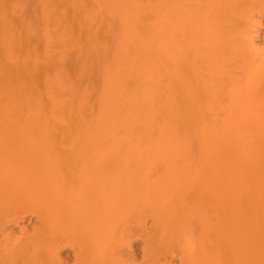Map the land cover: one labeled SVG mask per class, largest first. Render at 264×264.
<instances>
[{
  "label": "rangeland",
  "instance_id": "obj_1",
  "mask_svg": "<svg viewBox=\"0 0 264 264\" xmlns=\"http://www.w3.org/2000/svg\"><path fill=\"white\" fill-rule=\"evenodd\" d=\"M153 1L0 0L1 189L16 193L15 197L9 198L12 204L17 203L19 194H27L35 196L37 202L41 204L34 202L26 205L50 207L53 194L62 184V177L66 173L64 167L66 158L81 155L90 158L89 147L94 143V130L104 127L111 131L113 136L118 137L114 143L118 165L111 172L113 179L111 186L104 187L103 196L98 198L100 203L94 200L93 206L90 207L91 210L94 208L91 217L95 218L93 219L95 222H91V226L97 227L96 244L106 248L111 245V241L119 238V231L127 226L141 210L140 191L143 185L147 184L149 179L157 178L155 181L157 183L168 184L169 181L171 187L177 184L176 187L175 185L172 187L176 188H174L176 192L183 190L194 192L191 198L196 200L199 206L210 205L214 216L222 219L213 232V236L216 234V237H219L215 247L219 246L217 253L224 258L221 264H233L232 259L236 251L238 252L239 248L248 247L252 241H255L257 245L258 264H264V84H261L254 96L239 92V94L242 93L239 98L243 104L254 102L255 108L220 112L199 109L190 104L178 112L164 113L160 95H158L159 111L151 110V105L148 104L143 111H140V120L134 123L135 117L132 119L134 111L131 107H135L132 101L139 100L134 91L137 77L130 74V66L125 59H128L131 54H128L129 56L124 54H127L126 49L132 39L138 45L144 39L141 22L145 21V18L148 21L154 14L157 5ZM210 1L213 2L214 13L218 6H226L227 3V0ZM243 1L233 0V2L241 3ZM253 1L243 3L241 8L234 6L237 12L233 11L231 21L242 20L239 17L246 13L253 14L251 19L258 18L256 14L264 9V4L259 5L256 0L255 5L258 4V6L255 8ZM130 2L132 6L128 8L127 5ZM144 7H147L149 11L146 9V13L143 12ZM129 9L135 10L136 18L128 28ZM260 20L264 25V15L260 17ZM135 23L138 24V28H141L138 30L141 34L131 33L130 28L135 26ZM259 33L260 37H264L263 28ZM222 36H226V32ZM122 44H125L124 47ZM112 56L113 60H110ZM150 56L155 68L157 66L162 70L160 61H156L160 58H154L156 57L154 51H151ZM123 60H126L127 64ZM120 62L124 67H120ZM115 70H119L120 76ZM114 79L117 80L114 81ZM258 79L257 76L251 79L245 78L239 85L242 88L253 89L261 83ZM160 85L162 83L159 82L158 87ZM101 90H104V94ZM235 92L237 88L231 87L229 93L231 102H235L234 97L237 96ZM98 103H101L100 108ZM102 107L107 108H104V111ZM116 114L118 117L119 114L121 116L117 118ZM154 115L158 116L156 120L153 119ZM151 120L157 122L153 123ZM125 121L130 122L131 126L124 127ZM122 133L131 134L130 140L133 137V142L129 144L125 134ZM158 133L163 145L162 149L167 151L163 153L162 149H157L156 146L149 149L146 143L140 152L134 138L140 134H146V141H148L149 134L153 135L152 138H156ZM157 157L170 158L177 165L183 160L193 162L199 165L201 172L193 171L190 173L191 176L189 173L183 176L182 173L172 179L158 178V175H149L147 178L142 175L140 172L144 170L142 168L147 160L151 161ZM128 162H132V166L127 173L123 170H127ZM122 188L125 190H121ZM107 197L112 201L107 200ZM104 199L108 203H105ZM24 202L25 200L19 204L24 205ZM104 209L107 211L104 212ZM110 211L114 218L110 227L111 231L106 232L104 224H107ZM247 219L253 220V223L248 220L250 226ZM36 220L35 217L28 216L25 218L24 225L31 227L37 223ZM147 222L150 223L151 220L148 218ZM113 227H115L114 233H112ZM10 228L16 230L18 234L17 228L12 225ZM240 238L243 240L241 241ZM198 240V234L191 232L186 237H181L178 248L175 250L177 253H181V250L188 254L196 247ZM232 242L237 249L232 247ZM141 245L142 242L137 241L132 244V248L134 247L133 249L138 252ZM217 253L215 249L204 264H220ZM138 258L137 260L141 259L140 256Z\"/></svg>",
  "mask_w": 264,
  "mask_h": 264
},
{
  "label": "bare ground",
  "instance_id": "obj_2",
  "mask_svg": "<svg viewBox=\"0 0 264 264\" xmlns=\"http://www.w3.org/2000/svg\"><path fill=\"white\" fill-rule=\"evenodd\" d=\"M154 1L157 5L154 14L149 18L147 13V17L149 18L148 21L142 16L145 18V21L141 22L144 39L140 45L132 39L126 49L127 54H124H131L130 56L128 55V59H125L128 60L127 63L130 66V74L136 75L137 77L134 91L139 100H131L135 106L134 108L131 107V110L134 111V113H132V119L135 117L133 122L135 123L140 120V111H143V108L148 104L151 105V110L159 111L158 95H160L164 113L178 112L181 108L190 104L199 109H211L220 112H235L237 110L243 111L245 109L255 108L256 103L248 102L243 104L239 97H241L242 93L254 96V94L258 92V88L261 84H264V37H260L259 35L261 28L264 29V25L260 20V17L264 15V9H261L259 12L256 10L258 12V14H256L258 18L256 19H251L253 18V14L246 13V15L239 17L242 18V20L235 22L231 21V19H233V11H236L235 8H241L243 3H248L251 0H244L242 3L227 0L226 6H218L215 13L213 11V2L210 0ZM255 1L256 0L253 1L254 3L252 2L254 5ZM256 2H258L259 5L264 4V0H258ZM131 3L132 2L127 5L128 8H131ZM256 6H258V4L254 7L256 8ZM146 9L148 10L147 7H144L142 9L143 12H145ZM128 15L129 23H127L129 28L136 18L135 10L129 9ZM143 18L141 20H143ZM134 25L135 26L130 28L132 34H135L141 29L140 27L138 28V24L135 23ZM119 27L123 26L119 25ZM225 32L226 36H222ZM151 51H154L156 54L154 58H160L159 60L156 59V61H160L162 70L158 69L157 66L155 68V64L150 56ZM111 58L110 60H113V56ZM126 60L123 61L126 63ZM119 65L120 67H124V65L121 66V62ZM119 70L122 69L120 68ZM104 71L103 73H105ZM116 71L117 70H115V72ZM118 71L116 74L119 75L120 72ZM256 76L259 78L258 80L261 81L256 88H242L239 85L241 82H244L243 80L245 78L251 79ZM107 77H109V75ZM130 78L132 79V77ZM116 80L117 79H114V81ZM159 82L162 83L160 87H158ZM121 85H123V83H121ZM233 86L237 88V92L234 93L237 95L234 97L235 102H231L229 97L231 87ZM160 88L161 93H159ZM101 92L104 94V90H101ZM239 92L242 93L239 94ZM106 102L104 103L106 104ZM100 104L98 103L99 108ZM137 109L138 111H136ZM94 111H96V108H94ZM120 116L119 114V117ZM154 116L153 119L156 120L158 116ZM114 117L115 119L119 118L118 115L117 118L116 116ZM104 118L106 119L105 116ZM158 121V123H160L159 118ZM111 123H113V121ZM126 125L130 127L131 123L125 121L124 127ZM118 128L119 127H117V129ZM94 132V143L89 147L91 152L90 158L84 155L69 159L66 158L64 162L66 173L64 175L62 174V184L59 185L60 187L54 192L51 199L52 205L50 207L26 205L34 202L40 203L37 202L35 196L27 194H19L17 203L13 202V204H15L13 205L9 201V198L15 197L14 194L16 193L13 194L6 189H1L0 185V264H204L211 256V253H214L215 249L216 253L218 252L219 246L215 247V245L219 242V237H216V234L213 236V232L217 229V223L222 221V219H218L214 216L213 208L208 204H201V206H199L196 200L191 198L194 192H184V190L182 192H176L174 188L177 184H174L175 187L172 188L174 185L171 187L169 181L168 184L165 182H155L157 178L155 180L149 179V181L146 182L147 184L143 185L140 191L142 194L141 210L136 217L132 218L127 226L119 231V238L116 240L114 239L115 241L113 242L111 241V245L109 247L106 246V248H103V245L96 244L95 236L97 227L91 226V222H95L93 220L95 218L91 217V212L94 208L91 210L90 207L93 206L94 200L96 202L101 195L103 196L104 187L107 188L111 186L113 180L111 172L118 165V162L116 160L117 157L115 158L116 152L114 147L117 136H113L110 133L111 131L109 132L104 127H99V130L95 129ZM130 136L131 134H125L126 141H128L129 144L133 138L132 137L130 140ZM152 137L153 135L149 134L148 141H146V134H140L134 138L136 139V145L140 152L143 149L142 146L146 143L149 149L154 146H156L157 149H162L163 145L161 143L160 134L156 135V138ZM126 151L125 153H127ZM162 151L165 153L167 150L163 148ZM129 152H131V150ZM126 159L128 160L129 158ZM131 166L132 162H128L126 166L128 171H123L128 173ZM147 168L148 170H146ZM199 168V165L187 160H183L177 165V163L170 158L165 157L160 159L157 157L151 161L150 159L147 160L142 168L144 170L140 173L146 177L149 175H158V178L170 177L172 179L182 173L184 176L193 171L201 172ZM61 169L62 167L60 171ZM7 173L9 174L10 172L7 171ZM121 173L123 172L121 171ZM139 177L141 178V176ZM134 179L135 178H133V180ZM37 183L39 184L40 182L38 181ZM123 189L125 190V188L121 190ZM118 195L121 197L119 193ZM24 200V205L26 206L20 205L19 203ZM107 200H109L108 197ZM98 202L100 203V201ZM104 202L108 203L106 200ZM96 210L97 209H95V211ZM106 211L107 210L104 212ZM229 214L230 213H228V215ZM28 216L35 217L37 223L33 224L31 227H29L30 225H24L25 218ZM101 217L99 216V218ZM113 218L110 211V216L108 214V221L106 222L107 224H104V226H106V232L111 231L110 227L112 226ZM148 218L151 220L150 223L147 222ZM104 220L106 219L104 218ZM248 220L253 223V220L247 219L246 221ZM227 221L228 220H226V222ZM246 221L244 223H246ZM247 223H249V221ZM11 225L17 228L18 234L16 230L10 228ZM238 226L240 225L238 224ZM113 228L112 233H114L115 230V227ZM191 232H196L198 234L199 240L197 241L196 247L188 254L181 250V253H177L176 250L181 237H186V235H189ZM243 233H245V231ZM240 240L242 241L243 238H240ZM137 241L142 242L138 252L133 249L134 247L132 248V244ZM243 243L245 244V242ZM243 243L241 244L243 245ZM232 247L236 248L234 244ZM232 251L234 252L235 250ZM139 256L141 259L137 260ZM217 259L220 264L224 260V258L220 256ZM232 263L258 264L256 242L252 241L249 243L248 247L239 248L232 259Z\"/></svg>",
  "mask_w": 264,
  "mask_h": 264
}]
</instances>
